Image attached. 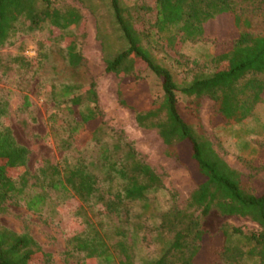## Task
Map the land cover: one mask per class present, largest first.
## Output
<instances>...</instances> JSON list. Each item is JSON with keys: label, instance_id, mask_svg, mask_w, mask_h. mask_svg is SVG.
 I'll use <instances>...</instances> for the list:
<instances>
[{"label": "trees", "instance_id": "trees-1", "mask_svg": "<svg viewBox=\"0 0 264 264\" xmlns=\"http://www.w3.org/2000/svg\"><path fill=\"white\" fill-rule=\"evenodd\" d=\"M110 5L126 47L105 59V70L124 82L140 70H149L160 79L161 97L138 110L135 120L140 127L156 129L169 148L185 146L177 158L197 179L184 207L172 204L161 212L157 229L167 240L154 259L139 264H209L201 219L212 209L222 215L249 217L258 224V230L247 237L251 242L247 253L264 264V191L256 193L249 178L232 168L209 139L196 135L179 110L177 97V92L193 99L209 96L214 100L215 116L227 125L245 120L256 104L264 103V29L257 31L264 23V0H154L153 7L110 0ZM139 10L155 11L148 29L137 25L141 23ZM223 17L230 19L237 35L214 54L212 73L178 85L170 70L152 55L147 42L150 28L163 35L167 45L176 47L204 38L211 23ZM45 22L53 29L71 31L81 28L83 17L77 8L54 7L50 0H0V46L23 26L33 30ZM64 39L61 54L68 66L77 67L83 58L73 35ZM45 54L40 52L42 58ZM15 61L21 67L29 65L24 56ZM50 94L55 110L49 120L54 135L60 136L59 146L63 150L82 148L60 162L41 160L31 173L28 150L15 140L0 100V209L6 201L21 200L29 211H38L47 201H53L57 210L64 198L76 197L80 204L73 217L78 228L70 232L66 254L81 255L83 264H138L128 239L134 216L131 206L161 188V176L139 158L131 141L117 133L112 144L97 137L104 115L97 106L93 81L52 84ZM30 189L33 194L27 197ZM236 233L240 230L226 224L213 239L227 254L236 247L228 245ZM50 262L51 254L28 232L0 228V264Z\"/></svg>", "mask_w": 264, "mask_h": 264}, {"label": "rangeland", "instance_id": "rangeland-1", "mask_svg": "<svg viewBox=\"0 0 264 264\" xmlns=\"http://www.w3.org/2000/svg\"><path fill=\"white\" fill-rule=\"evenodd\" d=\"M50 1L54 7L69 5L77 8L82 14L83 24L71 31L53 29L47 22L33 30L23 26V30L14 33L6 44L0 46V100L5 104L12 134L28 150L27 167L31 173L35 172L41 160L56 163L66 156H74L82 147L61 149L58 144L60 136L56 137L52 130L49 116L55 109L50 98L51 85L64 81H93L98 94L97 106L104 115V125L97 137L112 144L117 133L119 138L131 141L139 158L161 176L162 187L149 191L143 201H136L131 206L134 216L128 239L134 246L135 262L152 260L167 240V235L157 229L161 212L172 204L184 207L197 181L177 158L185 146L169 148L156 129L140 127L135 120L138 110L145 109L161 97V81L149 70H140L138 76L126 82L105 70V59L126 47L110 0ZM123 3L153 7L154 0H123ZM137 14L141 18L137 25L141 28L148 29L155 19V11L139 10ZM262 29L264 23L258 25L257 31ZM208 30L204 38L173 47L167 45L163 35L150 28L147 42L152 55L170 70L178 85H185L194 77L211 74L214 54L237 35L227 17L211 23ZM70 34L83 58L77 67L68 66L61 54L67 42L64 36ZM42 50L46 53L43 58L40 56ZM21 56L27 59V67H21L15 61ZM177 97L178 108L196 135L209 139L216 152L232 168L249 178L254 191L262 193L264 103L256 104L252 115L245 120L227 125L222 124L221 117L215 116L214 100L209 96L193 99L177 92ZM125 151L123 149L122 152ZM32 194L30 189L26 196ZM51 195L55 197L54 192ZM79 204L76 197H66L57 210L53 201H47L34 212L29 211L21 200L6 201L1 204L4 209H0V228L17 233L28 232L44 251L51 254L49 264H83L81 255L72 257L66 254L70 247V232L78 228L73 214ZM226 224L240 230L228 243L237 249L235 247L227 254L213 239ZM201 227L206 233L204 246L209 264H260L256 257L247 253L251 246L247 237L258 230V224L249 217L222 215L212 209L202 217Z\"/></svg>", "mask_w": 264, "mask_h": 264}]
</instances>
